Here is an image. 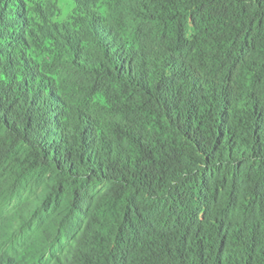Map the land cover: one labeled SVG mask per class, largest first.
Returning a JSON list of instances; mask_svg holds the SVG:
<instances>
[{
	"label": "trees",
	"instance_id": "trees-1",
	"mask_svg": "<svg viewBox=\"0 0 264 264\" xmlns=\"http://www.w3.org/2000/svg\"><path fill=\"white\" fill-rule=\"evenodd\" d=\"M92 4L0 30V264H264V0Z\"/></svg>",
	"mask_w": 264,
	"mask_h": 264
},
{
	"label": "rangeland",
	"instance_id": "rangeland-1",
	"mask_svg": "<svg viewBox=\"0 0 264 264\" xmlns=\"http://www.w3.org/2000/svg\"><path fill=\"white\" fill-rule=\"evenodd\" d=\"M97 8V5L92 4V0H0L1 15H4L6 22L11 24L7 28H1L3 26L1 25L0 30L9 32V39L14 40L15 46L20 44L15 38H24L25 51L39 65L49 70L62 64L66 56L64 53L66 43L65 41L61 43L62 37L58 32L70 34L75 27H82L81 24L86 22L87 13L99 11ZM19 22L22 23V27L17 24ZM5 39L6 37L0 36V45L10 44ZM23 189L22 193L29 192L26 187ZM13 203L14 200L11 201V205ZM9 208L7 205H0V234L6 231L5 216ZM4 251L5 248L1 244L0 254Z\"/></svg>",
	"mask_w": 264,
	"mask_h": 264
}]
</instances>
